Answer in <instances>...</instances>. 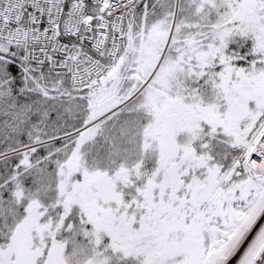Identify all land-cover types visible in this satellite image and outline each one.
<instances>
[{"label": "snow or ice", "instance_id": "snow-or-ice-1", "mask_svg": "<svg viewBox=\"0 0 264 264\" xmlns=\"http://www.w3.org/2000/svg\"><path fill=\"white\" fill-rule=\"evenodd\" d=\"M0 264H264V0H0Z\"/></svg>", "mask_w": 264, "mask_h": 264}]
</instances>
